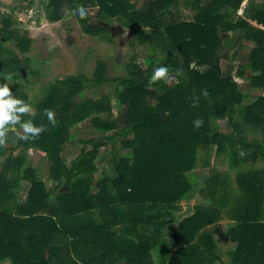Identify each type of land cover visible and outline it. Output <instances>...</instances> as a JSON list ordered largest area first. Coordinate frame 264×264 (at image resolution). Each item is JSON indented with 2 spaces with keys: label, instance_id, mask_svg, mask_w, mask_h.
<instances>
[{
  "label": "trees",
  "instance_id": "obj_1",
  "mask_svg": "<svg viewBox=\"0 0 264 264\" xmlns=\"http://www.w3.org/2000/svg\"><path fill=\"white\" fill-rule=\"evenodd\" d=\"M69 1L75 10L87 0ZM95 1L101 18L119 19L148 46L152 54L148 68L128 63L127 74L110 77L104 74L107 62L99 60L92 76L67 75L50 84L35 102V114L21 117L47 127L39 137L18 144L46 152L56 187L49 190L45 180L33 176L34 169L25 167L24 154L15 157L10 147L0 146V264H154V253L161 264H264V169L241 168L235 176L226 170L210 174L201 186L208 193L207 203L197 204L178 226L168 228L179 203L194 189L196 181L189 174L201 149L209 167L212 144L217 152L228 154L231 167L241 166L251 154L264 155V141L238 140L232 152L230 136L216 126L226 116L235 120L237 105L241 118L264 120V95L244 104L237 83L222 76L219 51L220 28H242L246 34L253 28L249 36L255 45L248 64L253 86L264 91V29L244 18L231 20V11L236 12L243 0H188L196 10L190 21H170L167 16L182 0H150L142 8L133 0ZM48 6L56 7L57 1L49 0ZM255 9V19L264 23V0ZM0 31L6 40L20 38L14 27ZM15 46V52L3 51L9 54L11 70L19 74L26 47L21 38ZM158 66L176 73V81L150 84ZM105 81L116 83L117 107L126 122L107 136L112 140L120 134L132 136L121 140L123 152L115 169L101 176L96 161L101 142L83 148L70 165L63 151L74 137L71 128L83 121L90 120L97 131L116 127L100 115L103 109L111 113L109 95L88 97L77 87ZM12 93L29 103L27 93ZM75 95L82 99L74 101ZM44 109L54 111L55 127ZM197 118L204 121L199 129L193 124ZM237 129L233 134L239 133ZM82 141L92 143L93 138ZM24 177L30 185L22 198L19 186ZM222 218L232 221L226 233L236 242L227 259L206 231Z\"/></svg>",
  "mask_w": 264,
  "mask_h": 264
},
{
  "label": "rangeland",
  "instance_id": "obj_2",
  "mask_svg": "<svg viewBox=\"0 0 264 264\" xmlns=\"http://www.w3.org/2000/svg\"><path fill=\"white\" fill-rule=\"evenodd\" d=\"M48 1L0 0V29L4 27L16 28L18 30V37L25 43L26 47L19 75L17 71L11 70V67L8 65L9 54L4 52L3 49L15 52L16 48L14 46L17 39L19 40L20 38L15 37V39L10 37L6 40L3 38L4 32L0 31L1 60L6 63L3 66V62L0 61V83L6 82L4 79L5 75H11L12 79L7 81V83L12 91L16 90L27 93L29 104L33 109H35L37 99L46 92L50 84L67 75L83 74L92 76L99 60L107 62L104 74L110 77L127 74L128 68L126 65L128 63L147 70V58L152 56L148 46L138 41L137 36H135L136 31L131 27L123 25L119 19L115 18L108 21L101 18L98 14V6L95 0H87L85 5H83L89 11L87 19H80L78 15H72L74 10L69 0H56V7H49ZM133 1L137 8H142L150 0ZM187 1L182 0L167 12L170 21H190L193 19L194 10L188 5L189 1ZM52 8L54 9L51 10ZM118 25L124 29L120 34L114 35L112 27ZM91 27H93V31H88L87 28ZM148 29H151L150 26ZM26 41H28V44ZM158 55L162 56L164 54L158 52ZM169 79L176 81L177 74L170 72ZM77 87L82 88L84 95L88 97H101L100 99H103V95H109L112 106L111 113L109 114L103 109L100 115L110 123L116 124V127L110 130L97 131L91 125L90 120L73 126L71 131L74 133V137L66 144L63 156L66 163L70 165L72 159L83 148L91 149L95 143L101 142L98 147L96 161L100 167V174L98 175L105 176L115 169L119 152H123V149L120 148L121 140L132 136V133L128 135L120 134L114 140L107 136L117 130V128L126 126L125 115L117 107L114 94L116 83L114 81L91 84L87 88L81 85ZM81 97V95H75L73 100L79 101L82 99ZM248 126L252 127L250 124ZM89 138H93L92 143L82 141V139ZM8 146L14 147L11 144H8ZM24 155L28 157L29 163L25 164V167H33L35 172L33 176H39L43 180L45 178L46 188L53 190L56 187V180L51 177V163L47 155H42L37 150L31 148H28ZM226 166H228V160H221L219 157L215 159L214 152L211 166L206 167L207 169L199 168L198 172L196 171L201 177H198L197 174H189L190 180L192 182L193 180L196 181L194 189L190 192L192 195L196 192L200 195L199 198L194 197V200L190 204L194 202L207 203L208 193L204 189L201 191V186H204L205 181L202 185L201 181L219 169L233 173V168ZM237 168L243 169L242 166H238ZM27 184L28 186L30 185V183ZM205 187L207 188V185ZM27 190L22 191V189H19L20 197L24 198ZM182 214L184 213L176 212L174 221L178 220ZM223 247L226 249L227 244H224ZM220 253L224 259H227V251H220ZM1 264H11V262L4 261Z\"/></svg>",
  "mask_w": 264,
  "mask_h": 264
},
{
  "label": "crops",
  "instance_id": "obj_3",
  "mask_svg": "<svg viewBox=\"0 0 264 264\" xmlns=\"http://www.w3.org/2000/svg\"><path fill=\"white\" fill-rule=\"evenodd\" d=\"M259 1L261 2L263 0H252V2L250 0H243V2L241 3V6L236 12L231 11L230 13L231 20L233 22H236L237 20L244 18L245 20L249 21L253 27H259V28L264 29V23L260 22L254 17L257 14L256 13L257 10L255 9L256 3H258ZM188 5L194 10L193 18H195V13H196L195 7H193L191 3L189 4V2H188ZM220 32L223 38L222 46H221L222 48L219 49V51H222L221 58H220V63L222 67V76L226 79L232 80L237 83L239 90L243 93L244 97L242 98L243 99L242 102L244 104L251 103L254 100H257L261 95H264V91L261 87L253 86L252 79H251L253 70L251 69V67H249V64H248L250 57H251L252 48L255 45L253 39L251 38V36H249L250 34L253 33V28L248 30V34H246L245 30L242 28L230 29V30L220 28ZM14 47L16 48V46ZM195 64H196L195 60H192L191 65L194 66ZM199 68L205 71L204 69L206 67L205 66L201 67L199 65ZM14 91L16 90H13L12 92ZM236 107L238 108V110L234 114L235 120L233 119L229 120L228 116H226L216 122V126H218L219 129L224 134L230 136L229 137L230 139L227 141L228 142L227 144L229 146V150H231L232 152L236 151L235 144L238 140L242 139L249 143H259V142L264 141V120L255 121L252 118L243 119L241 118L243 117V115L240 114V109H241L240 106L237 105ZM35 109H33V111H35ZM249 124L252 127H249V126L247 127V125ZM236 127H238L236 131L239 133L233 134ZM17 130H19L20 133L23 132L19 124L16 125V128L14 130L9 132V139H7L6 145L7 146L8 144L14 145V147L8 146L12 148V149H9V153L13 151V155L16 157L21 154H26L27 149L31 148V149L37 150L42 155H46L45 151H42L38 148H35L32 146L31 147L28 146L26 148L24 145L18 144V142L21 139L17 138ZM214 152H215V159H218V157L221 160L226 159L228 160V166L226 167L230 166L229 156L226 152H217L216 145H214L213 153ZM199 154H201L200 158L198 159V161L200 162L197 163V166L194 169L195 172L193 170V174H197L198 177H201L198 173H196V171L199 170V168L205 169L206 167H209V166H207L208 164H206L207 163L206 162L207 161L206 151L204 149H201ZM212 160H213V154L211 155V150H210V160L209 161L211 162ZM24 161H25V164H29L28 157H26V155L24 157ZM241 166L243 167V169L244 168L247 169L251 167L264 169V155L258 154V156H254V154H251L250 156H248L246 162L242 163ZM232 168L234 170L232 171L233 172L232 176H235L238 168L237 167H232ZM205 179L201 181V185L203 184ZM27 183H30V181L25 177L22 178V180L20 181L19 189H22V191L27 190L28 188ZM200 194L201 196H203L202 193ZM199 196L200 195L197 194V192L194 195H192L191 193L188 197H185L184 199L181 200V202L179 203V208L174 212L173 219L169 223V226H168L169 229H172L178 226L179 222L185 216L190 215L194 212L195 206L197 204H200L201 202H197V203L194 202L192 204H190V202L194 200V197L199 198ZM176 212H183L184 214H182L180 217L178 216L179 217L178 220L174 221ZM231 223L232 221L230 219L222 218L220 221L216 222L215 224L210 226L209 229L206 230L207 232H209V235L215 239L217 246H218L219 253L220 251L228 252L236 246V242L229 240L227 233H226L227 228L229 224ZM165 236L168 237L167 235ZM224 244H227L226 249H224L223 247ZM154 259H155L154 264H161V262L157 259L156 253H154Z\"/></svg>",
  "mask_w": 264,
  "mask_h": 264
},
{
  "label": "clouds",
  "instance_id": "obj_4",
  "mask_svg": "<svg viewBox=\"0 0 264 264\" xmlns=\"http://www.w3.org/2000/svg\"><path fill=\"white\" fill-rule=\"evenodd\" d=\"M73 16H79L80 19H87L89 15L88 9L83 5H79L73 12ZM5 83H0V146H6L8 132L16 128L19 124L20 128L23 130L22 133L17 130V138L21 140L35 139L39 137L41 133L47 131L45 125L37 126L32 120L22 121L21 117L24 115H34L32 106L25 101L16 98L12 89L7 83L12 79L11 75L4 76ZM164 80L166 83L169 79V69L167 66H158L153 70V75L150 77L149 83H156L160 80ZM203 95L207 96L208 91L203 90ZM198 98L193 106H197ZM44 115L47 116L49 124L51 126H56L55 113L51 109H44ZM194 127L199 129L203 127L204 121L202 118H197L193 121ZM242 151V150H241ZM243 154V151H242Z\"/></svg>",
  "mask_w": 264,
  "mask_h": 264
},
{
  "label": "water",
  "instance_id": "obj_5",
  "mask_svg": "<svg viewBox=\"0 0 264 264\" xmlns=\"http://www.w3.org/2000/svg\"><path fill=\"white\" fill-rule=\"evenodd\" d=\"M123 27L118 25V26H113L112 27V32L114 35L116 34H120L122 31H123ZM213 151H214V144L211 145V155L213 154Z\"/></svg>",
  "mask_w": 264,
  "mask_h": 264
}]
</instances>
